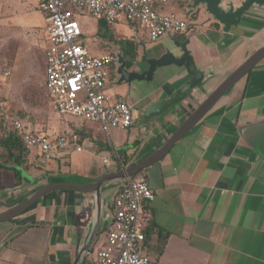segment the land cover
Here are the masks:
<instances>
[{
    "label": "crops",
    "instance_id": "0c3cea01",
    "mask_svg": "<svg viewBox=\"0 0 264 264\" xmlns=\"http://www.w3.org/2000/svg\"><path fill=\"white\" fill-rule=\"evenodd\" d=\"M179 1L171 0L162 10L183 16L185 10ZM195 12L194 24L188 32L180 33V37H161H173V48L163 51L176 56L182 54L181 45L186 43L196 66L204 72L203 81L189 90L185 100L145 122L146 109L180 87L187 88L191 74L185 65L170 63L157 66L150 78L122 79L127 73L144 74L150 68L149 59L165 53L149 57L146 47L141 52V46L146 44L141 35L139 41L135 40L137 54L126 55L133 65L132 71L124 68L121 45L106 50L118 55L117 65L111 66L106 91L112 99L138 107L134 110V124L126 129L118 128L122 130V138L116 144L112 143L111 131L108 137L101 131L109 141L106 144L92 129H81L78 132L83 138L81 150L66 147L52 159L41 160L34 149L25 157L26 166H22L34 179L31 185H23L22 176L18 182L12 170L1 168L0 212L6 209L2 201H22L24 195L48 181L91 182L105 172L118 171L116 157L125 168L149 155L264 39L260 36L264 19L254 14L233 27L232 37L226 38L222 26L203 7ZM100 23L99 28L112 35L108 32L110 25ZM160 39L150 44L155 47ZM159 70L163 76L160 81ZM137 81L155 84L144 90L150 85L139 86ZM118 85L121 87L116 89ZM260 118H264V61L231 88L164 157L139 173L155 193L152 202H145L152 209L153 219L144 226L143 243L144 252L152 260L158 264H264V159L241 132L247 123ZM69 149L97 156L100 164L96 167L95 160H89L88 155L74 164L68 156ZM104 158L110 160L109 166H105ZM119 186V182L112 183L102 191L92 248L103 245ZM110 191L112 194L108 196ZM95 215L96 204L91 193L73 190L48 193L26 211L0 222V264H74L90 235ZM27 223V228L4 242L9 231ZM86 262L83 257L78 264Z\"/></svg>",
    "mask_w": 264,
    "mask_h": 264
},
{
    "label": "built area",
    "instance_id": "2783aa9c",
    "mask_svg": "<svg viewBox=\"0 0 264 264\" xmlns=\"http://www.w3.org/2000/svg\"><path fill=\"white\" fill-rule=\"evenodd\" d=\"M45 16V88L54 110L99 124L108 137L114 128L126 129L133 123V106L112 99L106 91L114 53H93L83 38L79 15H90L112 25L126 21L143 28L155 42L169 33H186L194 24L193 10L183 16L162 8L171 0H33ZM9 72H5L8 75ZM28 158L38 151L41 160H50L63 148H83L78 132L50 135L12 121ZM105 166L110 160L104 158ZM155 193L147 179L136 175L126 180L113 201L111 226L101 247H90L86 264H158L144 252V226L153 219Z\"/></svg>",
    "mask_w": 264,
    "mask_h": 264
},
{
    "label": "rangeland",
    "instance_id": "374dc122",
    "mask_svg": "<svg viewBox=\"0 0 264 264\" xmlns=\"http://www.w3.org/2000/svg\"><path fill=\"white\" fill-rule=\"evenodd\" d=\"M203 18L204 14L201 12L199 19L202 21ZM78 20L83 26L84 42L89 44L93 53L111 50L114 46L119 45L120 40L136 39L139 41V35L143 31L140 26L134 27L126 21H119L110 25L108 32L113 35V38L109 39L98 32L102 20L90 15H79ZM44 26V13L35 1L0 0V104L3 107L1 111L4 117L9 122L21 119L34 131L52 135L92 129L95 135L100 134L104 143L109 144L106 136L102 134L103 132L101 133L98 123L71 114L58 115L54 110L45 88L47 40ZM172 40L173 37L169 36L161 38L160 44L155 47L150 42H146L145 46L142 45L140 49L141 52H144L146 47L149 57L161 55L162 52H165L163 51L165 48H173ZM5 72H9V74L5 75ZM162 77V72L159 70L158 80L160 81ZM153 81H144L143 84L137 81L136 83L143 87L150 85L149 88L144 89L149 90L155 84ZM120 87L118 85L116 89ZM160 91L162 90L160 89L159 93ZM121 138L122 130L118 128L111 130L113 144H116ZM68 154L74 164L82 160L85 155H88L89 160H95L96 167L100 164L97 156H91L86 152L69 149ZM1 168L10 169L9 164H4L3 167L0 166ZM111 194L112 191L108 196Z\"/></svg>",
    "mask_w": 264,
    "mask_h": 264
},
{
    "label": "water",
    "instance_id": "95a60500",
    "mask_svg": "<svg viewBox=\"0 0 264 264\" xmlns=\"http://www.w3.org/2000/svg\"><path fill=\"white\" fill-rule=\"evenodd\" d=\"M203 7L205 12L212 17V19L218 22L222 26V31L225 33V37H232L231 29L240 25L242 20L246 16L261 17L264 19V0H241L237 2L235 0H189L187 4V10L196 11L198 8ZM260 36L264 37V27L260 32ZM169 36L173 35L171 33ZM258 37V34L255 38ZM183 50L179 56L174 55L171 51H166L160 57H153L149 59L150 68L144 74L127 73L124 74L122 79L128 81L139 78H150L154 69L157 66L175 63L177 65H185L188 72L191 74L190 79L187 82V88L180 87L175 93L169 95L167 98L161 99L152 103L145 111L143 120L146 122L162 112H165L168 108L174 104L180 103L188 96L191 88L199 85L204 79V72L199 69L186 48V43L181 45ZM123 57L120 56L119 62L122 63ZM264 61V39L262 42L254 48V50L248 54L240 63L236 65L223 79L218 82L210 92L205 96L201 103L186 117L184 121L168 136L166 141L155 149L149 155L143 157L137 162L128 165L124 169L105 172L96 179L87 183H77L74 181H48L47 183L39 186L38 188L28 192L24 195L22 201L17 203H2L6 206L4 211L0 212V222L11 219L22 212L29 209L42 197L48 193L57 190H73L84 193H91L94 195L96 204V215L94 225L91 228L90 235L87 241L82 245L74 264H78L80 259L86 257V253L90 248L91 240L96 233L99 223L100 206L102 201V191L105 187L112 183L122 184L138 175L144 168L157 162L164 157L173 145L187 134L224 96L233 88L244 76H246L252 69ZM242 135L246 142L253 148V150L264 159V118L254 120L247 123L241 128ZM20 171L23 185H31L34 179L28 174V172L22 166H16ZM118 188V190H119ZM29 224L17 225L11 231L7 233L4 238V242L10 238L22 232L27 228Z\"/></svg>",
    "mask_w": 264,
    "mask_h": 264
},
{
    "label": "trees",
    "instance_id": "16d2710c",
    "mask_svg": "<svg viewBox=\"0 0 264 264\" xmlns=\"http://www.w3.org/2000/svg\"><path fill=\"white\" fill-rule=\"evenodd\" d=\"M181 5L183 6V9L185 10V13H187V9L185 8L186 0H180L179 1ZM194 16L196 15V12H193ZM215 26H219L216 24ZM100 34H102L104 37L112 39L113 35H108L106 31H104L102 28H99ZM122 45H124L125 48V54L134 56V46L132 41H124L121 42ZM89 46V44H87ZM3 107L0 104V166L3 167L4 164H9L10 169L15 173L17 177V181L21 182V173L16 168V166H26L25 163V156L23 151V144L19 136L17 135L12 122H9L4 117V114L1 110ZM21 120V119H20ZM22 121V120H21ZM25 124V123H24ZM25 127L29 130H33L31 127H29L27 124H25ZM34 131V130H33ZM120 153V152H118ZM118 164V169L121 170L124 168V165H120L119 158H115Z\"/></svg>",
    "mask_w": 264,
    "mask_h": 264
},
{
    "label": "flooded vegetation",
    "instance_id": "af4514ba",
    "mask_svg": "<svg viewBox=\"0 0 264 264\" xmlns=\"http://www.w3.org/2000/svg\"><path fill=\"white\" fill-rule=\"evenodd\" d=\"M195 12V11H194ZM194 17V16H193ZM173 36H176V37H180L181 36V34L180 33H175V34H173ZM141 37L145 40V42H153V41H151L149 38H148V35H147V32L143 29V31H141ZM136 39H132V40H128V41H132L133 42V46L136 44V41H135ZM124 41H126V40H120L118 43H119V45H121L122 46V53H123V55H124V57H125V63H124V68L127 70V71H132V69H133V65L128 61V58L126 57V55L127 54H125V48H124V45H122V43L121 42H124ZM137 45V44H136ZM135 54H137V48H136V46H134V55ZM114 55H115V60H114V62H113V64L114 65H116L117 64V61H118V55L116 54V53H114ZM128 102V101H127ZM128 103H130V102H128ZM130 104H132V103H130ZM132 106H133V123H132V125L134 124V110H135V107H136V105H134V104H132ZM131 125V126H132ZM130 126V127H131Z\"/></svg>",
    "mask_w": 264,
    "mask_h": 264
}]
</instances>
